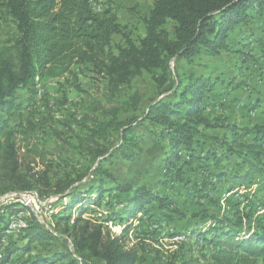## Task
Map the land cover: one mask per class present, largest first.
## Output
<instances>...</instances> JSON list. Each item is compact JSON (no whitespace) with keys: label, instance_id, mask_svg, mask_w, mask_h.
<instances>
[{"label":"rangeland","instance_id":"obj_1","mask_svg":"<svg viewBox=\"0 0 264 264\" xmlns=\"http://www.w3.org/2000/svg\"><path fill=\"white\" fill-rule=\"evenodd\" d=\"M112 1L117 6L119 22L140 47L139 42L146 34L141 17L149 14L154 0ZM103 2L94 0L97 11H101ZM14 33L12 21L0 19V43L6 44ZM228 36L230 48L219 58L174 59L171 70L212 80L201 104L203 114L215 126L207 131L209 136L224 141L237 134L241 142L249 143L253 128L264 125V15L230 31ZM122 43V37L115 36L114 46ZM56 69L17 94L15 108L6 113V125L0 129V208L18 206L22 211L12 217L7 232L2 233L4 225H0V261L4 248L11 240H17V233L23 228L21 224H26L31 213L56 239L49 244L47 241L35 243L29 252L13 255L9 264H26L31 257L52 255L66 246L72 249L73 227L78 225L79 230L85 225L79 219L92 224L90 231L100 228L104 242L121 239L125 250H137L145 259L141 264H211V246L200 236L213 226L225 229L229 224L216 226L213 220L196 217L204 209L200 204H206L213 214L219 213L221 219L224 215L231 216L225 200L241 202V211L253 213L239 229L242 235L264 226V167L251 189L221 193L218 207L203 198L212 196L210 190L218 185L216 177H210L213 186L208 184L204 193L203 181L208 175L198 172L187 176L192 181L188 187L164 185L161 163L167 144L155 136L159 128L145 121V114L150 105L171 95L177 85L173 91L162 93L159 83L143 75L115 92L91 65L68 62ZM129 118L136 120L131 125L134 134L130 133L124 140L127 128L118 129L117 123ZM110 123L115 125L110 127ZM131 138L130 143L135 146L130 147L127 139ZM9 144H15L18 171L13 169ZM207 145L217 150L220 159L218 165L210 161L209 172L218 175L239 170L238 159L230 156L219 142L210 140ZM139 146L143 150L141 157L135 161L124 159L123 151L139 150ZM260 147L264 160V141ZM105 158L110 159L107 168L119 181L168 196L165 214L174 222L154 214L157 208L154 205L146 215H137L128 225L121 224L116 213L129 195H104L100 203L94 204L97 196L88 193L89 186L97 182L95 170ZM193 168L198 170L197 165ZM25 207L31 212L24 211ZM61 218L68 219L63 223ZM126 229L128 232L124 235ZM190 234L194 236L191 238ZM81 236L75 238L81 240ZM212 237L208 235L206 239ZM23 245L19 241V246Z\"/></svg>","mask_w":264,"mask_h":264},{"label":"trees","instance_id":"obj_2","mask_svg":"<svg viewBox=\"0 0 264 264\" xmlns=\"http://www.w3.org/2000/svg\"><path fill=\"white\" fill-rule=\"evenodd\" d=\"M93 2L0 0V19L11 20L15 28L14 37L4 45L0 43V129L6 125V113L14 110L20 91L34 86L37 80L46 78L58 66L62 67L68 62L91 65L95 73L106 79L109 89L115 92L132 80L148 75L161 85L162 93L173 91L174 85H177L171 95L150 105L145 114V121L159 128L155 136L167 144L161 163L164 185L188 187L192 181L187 176L198 172L199 175H208L203 181L204 193L206 186L212 185L210 177H216L218 185L210 190L212 196L203 197L208 198L209 204L215 207L221 204V193H233L240 188L251 189L256 177L263 172L260 143L264 141V125L253 128L249 143L241 142L237 134L224 141L209 136L207 131L215 126L203 114L201 104L212 80L174 73L171 62L174 59L191 60L196 56L219 58L230 48V31L264 15V0H154L149 14L141 17L146 34L139 42L140 47L119 22L112 0H104L101 11L96 10ZM115 36H121L123 43L114 46ZM137 100H140L139 97ZM135 121L129 118L124 123H117L118 129L127 128L124 140L130 133L134 134L131 125ZM114 125L110 123L108 126ZM210 140L219 142L230 156L238 159V171L218 175L209 172L210 161L215 165L220 164L217 150L207 145ZM127 141L130 147L134 145L130 143L132 138ZM8 146L14 161L13 169L18 171L15 144ZM122 154L127 161H135L143 155V150L139 146V150L132 148ZM109 162L108 158L99 162L95 170L98 180L89 186L88 193L97 196L94 204L100 203L104 195H129L116 213L121 224L128 225L137 215H146L154 205H157L154 214L174 222L171 216L165 214L170 200L168 196L154 194L145 186L135 187L119 181L107 168ZM194 165L198 170L193 168ZM225 203L229 207L230 217L224 215L220 219L219 213H211L206 204H200L204 209L196 215L202 220H213L216 226L229 224L225 229L213 226L200 236L211 246V264H264V226L247 236L242 235L239 229L253 213L241 211L239 201L227 199ZM23 210L31 212L27 207ZM21 212L18 206L0 208V225H4L2 233L10 229L12 217ZM172 212L183 215L175 210ZM67 219L61 218L60 222L64 223ZM78 222L85 225L79 230L78 225L73 227L70 233V237H73L72 249L65 245V250L61 252L31 257L26 264L144 263L145 259L139 256L137 250L123 248L121 239L104 242L100 228L93 232L90 231L92 224L88 221L79 219ZM25 223L17 233V240H11L4 248L0 264H9L13 255L29 252L37 242L47 241L49 244L56 239L32 213ZM127 232L126 229L124 235ZM80 234L81 240L75 238ZM190 235L191 238L194 236ZM208 235L213 237L207 240ZM19 241L24 245L19 246Z\"/></svg>","mask_w":264,"mask_h":264},{"label":"built area","instance_id":"obj_3","mask_svg":"<svg viewBox=\"0 0 264 264\" xmlns=\"http://www.w3.org/2000/svg\"><path fill=\"white\" fill-rule=\"evenodd\" d=\"M20 227H23V224H21V226Z\"/></svg>","mask_w":264,"mask_h":264},{"label":"crops","instance_id":"obj_4","mask_svg":"<svg viewBox=\"0 0 264 264\" xmlns=\"http://www.w3.org/2000/svg\"><path fill=\"white\" fill-rule=\"evenodd\" d=\"M116 7H117V6L115 5V11H116Z\"/></svg>","mask_w":264,"mask_h":264},{"label":"bare ground","instance_id":"obj_5","mask_svg":"<svg viewBox=\"0 0 264 264\" xmlns=\"http://www.w3.org/2000/svg\"><path fill=\"white\" fill-rule=\"evenodd\" d=\"M23 227H24V225H23Z\"/></svg>","mask_w":264,"mask_h":264}]
</instances>
